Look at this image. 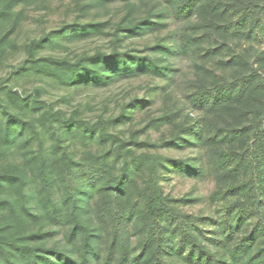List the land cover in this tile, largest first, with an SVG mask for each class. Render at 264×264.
I'll list each match as a JSON object with an SVG mask.
<instances>
[{
    "label": "trees",
    "instance_id": "1",
    "mask_svg": "<svg viewBox=\"0 0 264 264\" xmlns=\"http://www.w3.org/2000/svg\"><path fill=\"white\" fill-rule=\"evenodd\" d=\"M76 1L79 16L27 42L11 79L37 78L66 92L65 96L142 77L157 85L142 98L120 104L116 114L96 121L66 117L41 95L22 97L9 90L14 103L44 112L42 131L32 126V132L38 141L46 206L56 219L61 208L49 202L51 173L45 150V127L52 130L54 147L64 163L68 239L79 255L73 259L58 252L55 262L50 258L52 249L42 253L17 246L23 257L31 264H264V50L243 47L244 42L264 39V0ZM24 2L0 0V25L6 20L12 23L0 38V52L19 27L23 14L19 7ZM117 4L125 12L114 25L82 21L95 8ZM104 38L109 45L74 58L61 51L43 52ZM138 41L143 48L135 47ZM187 60L195 69L182 101L188 110L172 107L151 118L141 134L151 128L177 129L163 145L154 143L147 149L149 141L142 140L139 132L129 134V127L160 91L178 79L177 65ZM230 68L233 71L227 74ZM192 113L201 118L193 120ZM224 115H233L234 121L221 124L218 117ZM11 122L8 119L2 134L9 142L16 139ZM187 144L195 147L193 157L170 155ZM172 168H186L202 178L212 174L225 184L211 194L216 205L212 215L185 212L179 206L182 200L165 193L163 175ZM24 179L7 174L0 176V184L18 182L23 190ZM89 204L95 226L83 219ZM134 222L140 224L141 239L133 248L129 227ZM76 238L80 243L74 247Z\"/></svg>",
    "mask_w": 264,
    "mask_h": 264
},
{
    "label": "rangeland",
    "instance_id": "2",
    "mask_svg": "<svg viewBox=\"0 0 264 264\" xmlns=\"http://www.w3.org/2000/svg\"><path fill=\"white\" fill-rule=\"evenodd\" d=\"M76 0H25L19 10L22 16L19 27L5 42L4 49L0 52V176H21L25 187L20 189V183L0 184V264H31L27 257L18 250L17 246L25 248H36L40 252L52 249L51 259L59 261L58 252L69 254L73 259H78L77 248L73 250L69 242V231L71 223L68 217L69 207L64 200V188L62 185L63 160L61 153L54 147V136L52 130L45 127L46 160L51 173V203L60 205L61 212L56 219L50 213L48 196L43 190L39 174L40 152L38 141L33 136L32 126L42 131V111H34L32 108L19 106L9 97L12 89L22 97L41 95V99L51 104L53 108L62 110L66 117L75 115L79 118L96 121L100 116H111L117 113L120 104L127 103L130 99L142 98L149 88L157 85L147 77L136 78L130 81L118 82L106 88L81 89L74 92H63L55 85L42 83L37 78L11 79L13 69L24 57V46L44 31H52L62 22L70 23L79 16V6ZM125 12L122 5H111L95 8L83 15L82 21L91 20L110 21L112 25L118 23ZM142 11L140 12V14ZM110 23V24H111ZM6 20L0 25V38L5 36L11 26ZM108 39H93L89 42H76L67 45L64 50H44V54L61 51L62 55L76 57L84 53L94 52L101 45H109ZM243 47L251 46L253 51L264 50V39L244 42ZM134 45L143 48L142 42ZM64 51V52H63ZM181 71L178 79H175L166 91H160L155 101L149 107L137 114L129 134L132 131L139 132L142 140H148L149 146L154 143L163 145L164 139H168L176 132L175 126L161 129H149L146 133L141 131L146 123L153 117L166 111L168 108L178 107L188 110L182 102L188 92V83L195 79V69L192 62L179 63ZM264 67V61H263ZM221 71V70H220ZM219 71V72H220ZM233 69L226 70L231 74ZM159 83V82H158ZM64 99V100H63ZM233 116V115H232ZM226 115L218 117L221 124L226 120L234 121L233 117ZM190 117L194 120L201 118L200 114L192 113ZM11 119V126L15 129V141H5L3 132L5 126ZM74 143L80 147L78 137H74ZM72 141V140H71ZM234 146H239L236 143ZM224 148H231L225 145ZM154 150V149H152ZM170 151H166L169 153ZM195 147L187 144L180 152L173 151L170 155L174 158L185 159L193 157ZM163 188L165 193L174 199L182 200L180 208L185 212L196 215H212L216 205L211 201V194L225 185L215 175L199 177L193 172L183 169H170L163 175ZM84 184H81L83 186ZM21 194L25 195L23 199ZM83 219L95 226L94 215L91 204L85 207ZM130 244L134 248L141 239L140 224L134 222L129 227ZM73 246L79 245L80 238L73 240ZM105 245L104 240L99 241L100 249ZM45 254V253H44ZM27 255V254H26ZM65 258V257H62ZM61 258V259H62Z\"/></svg>",
    "mask_w": 264,
    "mask_h": 264
}]
</instances>
